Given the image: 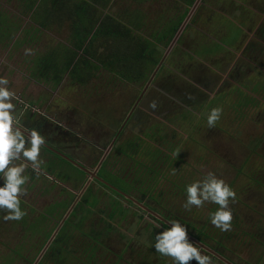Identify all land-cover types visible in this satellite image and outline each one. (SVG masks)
I'll return each instance as SVG.
<instances>
[{"label":"rangeland","instance_id":"1","mask_svg":"<svg viewBox=\"0 0 264 264\" xmlns=\"http://www.w3.org/2000/svg\"><path fill=\"white\" fill-rule=\"evenodd\" d=\"M219 1L201 0V4L195 7L191 5L182 25L190 18L194 21H191L190 27L184 25L180 27V32V28L176 31L175 43L147 86V80L142 84H131L103 69L95 71L94 77L83 87L78 83H71L66 74L62 76L58 86L36 80L33 78L30 62L33 53L43 54L66 40L67 27L57 29L56 26L41 33L32 31L35 40L26 36L27 41L18 48L17 44L6 45L0 41V76L8 79V87L21 100V103L15 102L18 119L26 116L23 115L25 110L31 108L44 112L47 120L62 124V127L47 130L46 135L51 141L59 142L56 147H63L91 170L95 168L96 160L100 159L103 150L139 98L134 118L127 123L115 146L119 147L124 139H131L135 135L156 141L151 126L163 127L161 131L168 138V143L167 138L164 140V150L174 149V154L169 166L157 165L159 178L155 177L150 184L153 188H149H152L154 197L158 195L160 205L154 201L152 204L159 213L173 211L175 216L183 220L189 233L205 239L210 246L217 244L223 253L238 262L236 264L248 261L252 264H264V89L261 85L263 82L260 83V79L263 80L264 77V70L260 68L263 66L264 39L262 45L255 47L252 44L245 51L242 50L243 45L251 41L248 38L254 33L257 19L264 20V16L261 17L264 14V0ZM133 4V0H113L109 12L118 15ZM176 9L182 11L175 0H149L143 4L142 12L147 14L149 23L152 21L154 30H159V14L169 17ZM242 11L247 16L246 19H251V23H242L237 18ZM0 12L13 24L19 23L16 36L20 35L21 29L31 31L32 23L28 17L20 15L15 0H0ZM212 15L215 17H211ZM230 20L241 28L244 27L243 38L238 25L231 24ZM0 24L4 25L3 22ZM8 26L12 27L10 24ZM200 29L206 35L197 31ZM191 42L194 43L193 47L190 46ZM237 43L238 48L235 47ZM162 47L161 58L168 46ZM26 49L31 50L30 54H26ZM245 56L251 61L250 58H253L256 65L248 66ZM189 59L196 62L190 70L185 65ZM233 64L234 70L231 71ZM196 77L203 78L201 84V80ZM217 106L222 108L220 119L214 127L209 128L206 123L207 112ZM200 108L205 109L201 117ZM70 145H74V148L69 149ZM91 152L94 156L87 159ZM69 154L66 153L67 156ZM109 155L116 156L114 172L119 171L120 164L124 165L119 160L121 155H117L116 151ZM39 159L43 162L39 173L33 172L30 167L26 169L29 179L24 186L25 194L20 197L21 208L29 217L19 221L0 219V264L16 248L21 257H17L14 264H26V260L31 257L37 258L39 254L36 250L32 251L30 245L36 241L40 242L38 244L43 242L45 246L47 242H44L43 232L50 227L53 229L52 224L58 219L57 213L50 216L46 213L48 206H55L58 203L55 201L61 202L65 196L70 200L75 199L83 186L75 168L65 160L46 151H40ZM49 164L51 170L48 171L46 169ZM209 171L223 179L236 194L235 200L230 201L229 205L233 217L231 231L221 232L210 224L208 217L217 207L215 204L206 202L200 208L183 207L186 199L184 186L202 178ZM67 173L74 181L65 180ZM81 179L85 181L86 178ZM89 190L86 192V199L90 203L86 205L100 211L86 218L87 223L81 227L80 232L86 234L92 230L102 233L94 249L100 261L94 264L162 263L153 259L152 254L155 253L152 250L150 256L149 250L137 243V240L143 239L145 242L148 238L150 244V239L151 243L154 240L145 234L148 232L147 228L138 229L134 226L133 222L138 220L137 214L142 219L145 218L143 211L124 199H119L121 204L129 206V213L124 214L128 221L125 222L126 219L116 215L125 212L117 206V196L114 200L111 197L114 194L98 184L97 187L90 185ZM69 194L72 196L69 197ZM4 214L0 210V217ZM85 214V211L75 214L73 224ZM41 215L50 217L46 222L47 230L36 233L27 230L28 225L33 226ZM64 216L65 212L61 218ZM109 225L111 228H108ZM139 230L143 232L142 239L138 236ZM200 230L207 238L199 235ZM76 235L80 236L78 233ZM213 239L216 243H213ZM85 241L88 244L90 240ZM131 251L133 252L129 255ZM43 264L52 262L45 259Z\"/></svg>","mask_w":264,"mask_h":264},{"label":"trees","instance_id":"2","mask_svg":"<svg viewBox=\"0 0 264 264\" xmlns=\"http://www.w3.org/2000/svg\"><path fill=\"white\" fill-rule=\"evenodd\" d=\"M15 1L20 15L28 17L33 24L30 25L31 31L21 29L20 35L16 36L19 23L13 24L7 16L0 12V23H4V25L0 24V37L2 38H0V41H3L6 45L10 43L12 45L17 44L16 47L18 48L27 41L28 38L26 39V36L35 40L34 35L31 34L32 31L41 33L45 30H50L53 26H56L57 29L67 27L68 34L63 43H57L43 54L33 53L34 56L32 61H30L32 64V75L33 78L40 82L56 86L60 83L62 76L67 73L71 83H78L83 87L89 83L90 78L94 77L95 71L102 69L111 72L119 80L127 81L131 84L146 82L150 73L160 61L162 46L167 47L172 40L186 16L188 7L192 5L194 0H175L176 5L182 7V11L176 9L169 17L162 13L159 14V30H154L152 21L149 23L146 18L147 14L144 15L142 12L143 4L149 0H133L134 4L128 5L118 15L109 12L111 9L110 4L113 0ZM106 9H108L107 12H105ZM9 24L12 27L8 26ZM15 36L17 37L16 39ZM122 149V145H119L116 152L117 155H121L119 160L125 163L121 153ZM158 152L160 154L159 150ZM115 157L109 155L105 159L99 175L113 186L123 189V185L117 175L123 173L124 165L119 163V171L114 172ZM108 160L112 163L110 164ZM73 167L78 173L85 174L75 166ZM140 172L150 175L153 180L156 177L155 165H153L152 169L150 165L143 166ZM138 178L140 184H142L143 178ZM66 179H68L67 175ZM135 180L136 178L131 181L134 182ZM88 203L86 198H82L78 205L75 206L60 225L52 242L48 245L37 264H43L45 259L51 261L52 264H94L100 261V257L95 255L94 249L96 244L99 243L97 240L102 233H95L92 230H89L86 234L80 232L88 213L82 215L78 222L73 224L75 214H80L82 211L89 212V209L85 207ZM69 205L64 200L59 201L53 207L48 206L46 213L49 216L52 213H57L58 215L57 221L52 224L53 229L50 227L47 230L46 222L50 217L41 215L35 220L33 226L28 225L27 230L30 229L35 233L39 230H47L43 232L44 242H47L55 228L60 224V219ZM27 217L29 216L26 213L22 220ZM102 222L105 223V220ZM101 228L104 229L103 227ZM108 228H111V226L109 225ZM77 233L80 235L79 237L76 235ZM199 235L205 236L201 230ZM86 239L90 240L88 244H86ZM197 239L212 250L221 252L217 245L210 246L205 243V239ZM38 243L40 242L35 241L29 247L32 251L36 250L37 254L44 247L43 242L41 244ZM9 254L3 264H14L16 258L21 257L18 248L13 252H9ZM76 254H82L83 256L77 257ZM35 260L36 258L31 257L28 261L26 260V264H33Z\"/></svg>","mask_w":264,"mask_h":264},{"label":"clouds","instance_id":"3","mask_svg":"<svg viewBox=\"0 0 264 264\" xmlns=\"http://www.w3.org/2000/svg\"><path fill=\"white\" fill-rule=\"evenodd\" d=\"M26 54L31 50L26 49ZM7 78L0 76V210L3 220L19 221L25 212L21 208V199L25 194L28 182L26 169L39 173L42 160L39 159L45 137L35 127H26L16 116V103L19 97L9 87ZM222 108L212 107L206 115L209 128L215 126L220 119ZM186 199L183 207L200 208L206 202L217 207L209 214V222L221 232L231 231L232 210L230 201L235 200V192L221 178L209 171L202 178L193 180L184 186ZM166 226L154 234L152 247L161 256L170 257L171 264H188L195 260L196 264H212V258L204 254L201 248L188 239V229L180 220L171 218Z\"/></svg>","mask_w":264,"mask_h":264},{"label":"flooded vegetation","instance_id":"4","mask_svg":"<svg viewBox=\"0 0 264 264\" xmlns=\"http://www.w3.org/2000/svg\"><path fill=\"white\" fill-rule=\"evenodd\" d=\"M197 1H198L197 5H199V3H200L201 0H194L193 3H192V5L194 6ZM216 1L217 2H220L219 0H216ZM190 7L191 6L188 7L187 13L189 12V8ZM238 15L239 16L237 18L240 21L242 20V23H244L245 21H247L248 23H251V19H246L247 16L245 15V13L243 11L242 12H239ZM258 16H260V13L258 14ZM262 16H264V14H261V17ZM211 17H215V15H212ZM186 18H187V16L184 19H186ZM257 20H258V22L255 25V29H253L254 30L253 31L254 33L253 34H250V37L248 38L251 41H249V42H247V44L243 45V49L242 50H244V51L248 47H251L252 44H254L255 47H258L257 45H262L263 44V41L262 40L264 39V20L262 18H258ZM191 21H194V19L193 18H190V20L186 22L187 24H185V26L187 25L188 27H190L191 24H192ZM183 22H184V20L181 22L179 28L182 26V23ZM231 24H236V22H234L232 20L231 21ZM236 25H238V28H239V30L241 32V36L243 38L244 32H245L244 31V27L241 28L239 24H236ZM245 25H246V23H245ZM197 31H200V33H203L204 35H206V33H204L202 29L197 30ZM257 35H258V37H257ZM200 36L201 37H204L203 35H200ZM253 39L255 40L254 42H253ZM170 42H169V44H170ZM214 42L217 43V41H214ZM239 42H241V41H239ZM169 44L167 46H169ZM193 44L194 43L191 42L190 43V46L193 47ZM223 47L224 48H228L229 51H233L229 47H226V46H223ZM235 47L238 48V43L235 45ZM261 48H263V47L261 46ZM188 52H189V50H188ZM259 52H260V50H259ZM245 58L247 59V65L248 66L250 65L252 67V66H255L256 65L254 63L253 58H250V59H252V61L249 60L246 56H245ZM262 61H263V66L260 67V68L264 70V56H263V60ZM195 63H196L195 60L194 61H191L189 59L188 62L185 63V65L190 70ZM205 66L208 67L207 64H205ZM230 70L231 71L234 70V64L232 65V67H231ZM199 73H201V72H199ZM65 74L67 76V73H65ZM199 77H196V78L198 80H201V82H200V84H201L202 81H203V78H199ZM262 82H263V84H261V85L263 86V89H264V77H263V80L260 79V83H262ZM233 92H235V89L233 90ZM236 93H238V91ZM170 98H172V97H170ZM242 101L243 100L241 99V104H242ZM18 102L21 103V100H19ZM138 102H139V98L134 102L131 110L126 115L124 121L121 123V126L119 127L117 133L113 136L112 140L108 143V145L105 148V150H103L104 152L101 155L100 159L99 160H96V164L94 162L95 168L93 170H91L90 168L86 167L83 162L81 163L80 161H77V159L74 156H71L65 149H63V147L62 148L56 147L59 144V142L58 141H51L50 138L46 135L47 134V130L56 129V128L60 127V126L62 127V124L57 123V122H54L51 119H48L47 120L46 119L47 117H46V115H45L44 112H41V110H39L40 111L39 112V111H36V109H31V108H29V109L24 108V109H27V110H25V113L23 114V115H26V116H24V117L21 116V117H19L18 120H19L20 123H22L26 127H29V128L35 127L36 129H38L41 132L42 135H44V137H45V143L41 147L42 148L41 152L42 151H46V152L50 153L52 156L58 157L60 159H61V157H60V155H58V153H62L64 155H66V153H67V154L70 155V156H67L66 155L67 157H69L72 160L78 162L85 169L89 170L90 173H87V172H84L83 171L85 174H82V173H79L78 174V172H76L77 175H78V177H79V179L82 181L81 183L83 184L80 192L76 195V198L75 199L73 198L72 200H70V199H67V196H65V199H64V197L61 199V201H64L65 200L66 202H68L70 204L69 207H68V209L65 211V215L68 213L67 214V217L70 214V212H72V210L75 208V206H77L78 203L82 200V198H87L86 197V192L87 191H90L89 190L90 189V185H94V186L97 187V184H98L99 186H103L109 192H111L112 194H114L115 196L114 195L111 196V197H113L114 200L117 199L116 196L118 197V199L116 201L117 206L121 210H125V212L118 213L116 215H119V217H121L122 219H124V220L126 219V216L124 214L125 213L126 214L129 213V206H125V205L121 204V202H120L119 199H124L129 204L137 207L138 209H141V211H143V213L145 215L143 217H145V218L142 219L141 216H139L137 214L136 216L138 217V220L135 221V222H133L134 223V226H135V228H138V229L139 228H147L148 229L147 234L150 235L153 238V235L155 234L154 231H155V229H157L155 226L158 225V224L159 225H162V226H166L165 222L167 220L171 219V218L178 219V220H180L181 223H183L185 225V223L183 222V220L179 216H175L173 214V211H171V210L165 211V212L160 211V213H159L157 207H155V205L152 204L153 201L159 204V199H157L158 198V195L156 197H154L153 191H152L153 185H150L152 182H154V180L151 178L150 175H146L143 172L142 173L140 172V169L143 166L150 165V167L152 169L153 165H155V167H156V173L155 174H156V178L158 179L159 176L157 177V174H160V172H158L157 165H164L165 164V165H168L169 166V164H171V160L173 159L174 149L164 150V148H165V146H164V142L165 141L164 140H166L167 137L161 131V129H163V127L156 126V125L155 126H153V125L151 126V130H152L151 132L154 133L153 136L156 138V141L155 140H148V139H145L143 136L135 135L133 138H131V140H130V138H126V139H124L121 142V145H122V148H123L121 150V153H122L123 159L125 160V163H124V171H123V173L118 174L117 177L120 180V183H122L123 189H119L118 187L113 186L110 182H108L107 180L103 179L99 175L100 174L99 171L101 169V166H102L103 162L105 161V158H107L108 154H110V153L118 150V146H115V143L117 142V139L119 138L120 134L126 129L127 123L131 120V118H134L133 116L136 113V110H134V109H137ZM148 105L150 106V103ZM236 105H239L240 106V104H236ZM204 110L200 108V113H199V116L200 117H201V114L204 112ZM25 117H27V118H25ZM62 139L63 138H61L60 141H62ZM167 143H168V138H167ZM92 144H94V142H92ZM72 148H74V145H70L69 146V149H72ZM158 150L160 151V154H159ZM93 156H94V153L91 152V154H89L87 156V159L92 158ZM79 158H80V155H79ZM66 162H68V161H66ZM53 167L56 168L55 165H53ZM50 168H51V164L47 165V169L46 170L49 171V170H51ZM76 168H78V167H76ZM46 173H47V171H46ZM91 173H93L94 176H92ZM110 174L113 175L111 172H110ZM65 175H67L68 178H70V179H66L67 181H70V182L74 181L72 179V176L69 175V173H67ZM47 177H48V173H47ZM59 177L61 178L62 176H59ZM59 177H58V179H59ZM82 177L83 178H86L85 181H83L81 179ZM138 177H140V179L143 178V180H142V184L143 185L140 184V180H139ZM134 178H136V180L134 182H132ZM48 180H50V179H48ZM95 182L97 184H95ZM149 187H152V188H149ZM146 190L148 192H146ZM104 192H107V191H104ZM150 192H151V194H150ZM71 196L72 195L69 194V197H71ZM149 200H152V201H149ZM55 202H59V201H55ZM55 202L51 201V203H55ZM88 202L90 203L89 200H88ZM85 207L89 209V212H86L85 211V213H88V216L87 217H90L91 216L90 214H92V213H97V212L99 213V211H100V210L95 211V209H94L93 206L88 207L87 205H85ZM135 212L136 211H134V213ZM116 215H114V217ZM63 218H61L60 223L62 222V219ZM86 220L87 219H85V221H83V225L85 223H87ZM126 221H127V219L125 220V222ZM134 231L135 230H133V234H134ZM139 234H140V231H139ZM187 235H189V236H191V237H193L195 239L198 238V237L194 236L192 233H189V232H187ZM143 246L145 247V245H143ZM208 248L211 249L210 247H208ZM201 250H202V252H204V254H207V252L205 250H203L202 248H201ZM132 252L133 251H131L130 254Z\"/></svg>","mask_w":264,"mask_h":264},{"label":"water","instance_id":"5","mask_svg":"<svg viewBox=\"0 0 264 264\" xmlns=\"http://www.w3.org/2000/svg\"><path fill=\"white\" fill-rule=\"evenodd\" d=\"M198 1L195 3L194 7L197 5ZM187 22V21H186ZM185 22V23H186ZM185 23L182 25L184 27ZM180 30H182L181 28L178 30V32H180ZM176 35L173 37L172 41L170 42L166 52L163 54L159 64L156 66V68L154 69V71L152 72L151 76L149 77L146 86L151 82V80L153 79V76L155 75V73L157 72L159 66L161 65V63L163 62L165 56L167 55L168 51L171 49L172 45L175 43L176 41ZM145 88V87H144ZM58 155H60L61 158L65 159L66 161L70 162L71 164H73L74 166L78 167L79 169H81L84 172L90 173L89 170L85 169L83 166H81L78 162L72 160L71 158L67 157L66 155L62 154V153H58ZM92 176H94L93 173H91ZM68 214V213H67ZM67 214L64 216V218L62 219V222L66 219ZM62 222L57 226V228L54 230V232L52 233V235L50 236V238L48 239L47 243L45 244V246L42 248V250L40 251L38 257L36 258L35 262L33 264H37V262L39 261V259L42 257L43 253L45 252L46 248L48 247V245L52 242L55 234L57 233L58 229L60 228V225L62 224ZM188 239L191 240L192 242L196 243L199 247H201L203 250H205L206 252H209L211 255L219 258L222 262L226 263V264H231L228 260H226L225 258H223L221 255H219L218 253H216V251L209 249L206 245H204L202 242H200L199 240L191 237L188 235Z\"/></svg>","mask_w":264,"mask_h":264},{"label":"crops","instance_id":"6","mask_svg":"<svg viewBox=\"0 0 264 264\" xmlns=\"http://www.w3.org/2000/svg\"><path fill=\"white\" fill-rule=\"evenodd\" d=\"M140 231V230H139ZM159 230L158 229H155V231H154V233H156V232H158ZM135 234H136V232H135ZM145 234H147V233H145ZM137 235V234H136ZM139 236V238H144L143 237V232L141 231L140 232V234L138 235ZM136 238H137V236H136ZM153 238H154V235H153ZM146 239V238H145ZM149 239H150V237H149ZM154 241V240H153ZM206 241V240H205ZM140 242V243H139ZM210 242H212V240L210 241ZM137 243L138 244H140L141 246H142V248L144 247L143 245H145V248H147L148 250H149V254H150V256H151V250H152V252H154L155 254H152L154 257H153V259L154 260H156V261H158V260H160L163 264H171V258L170 257H163V256H161L159 253H156L155 252V250H154V248L152 247V243H151V239H150V244H149V240H148V238L146 239V241L144 242L143 241V239L142 240H137ZM205 243H207V242H205ZM213 243H216V241L213 239ZM208 244V243H207ZM214 245H217V244H212V246H214ZM219 250H220V248H219ZM221 251V250H220ZM216 253H218L219 255H221L223 258H225L226 260H228L231 264H236V263H238L236 260H234V258H232L230 255H227V253H223V251H221V252H216ZM130 254V253H129ZM207 255H209L211 258H212V264H226V263H222V261L219 259V258H217V257H215V256H213V255H211L209 252H207ZM218 262H220V263H218ZM160 262H156V264H159ZM162 263H160V264H162ZM243 263H245V264H252L250 261H248L247 263L246 262H243ZM188 264H196V262H195V260H193V262H189Z\"/></svg>","mask_w":264,"mask_h":264}]
</instances>
